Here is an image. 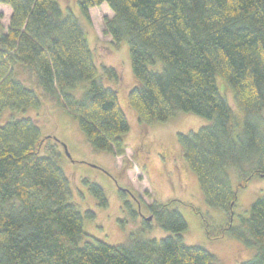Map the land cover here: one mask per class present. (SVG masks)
<instances>
[{"label": "trees", "instance_id": "16d2710c", "mask_svg": "<svg viewBox=\"0 0 264 264\" xmlns=\"http://www.w3.org/2000/svg\"><path fill=\"white\" fill-rule=\"evenodd\" d=\"M102 4L113 13L103 20V34L129 47L136 85L127 100L138 122H166L178 112L209 121L197 132L178 134L206 205L229 217L215 229L205 221L207 236L236 239L256 249L242 264H264V197L238 226L230 224L237 191L253 177L264 178V0L78 1L85 17ZM0 5L11 9L8 31L0 34V264H215L210 252L183 242L187 226L173 202L149 207L169 237L132 235L118 245L84 241L82 216L68 202L60 154L40 156L37 124L15 114L38 108L46 95L78 118L94 150L121 156L130 126L116 90L103 82L117 84L118 75L111 67L98 71L80 22L64 16L58 0H0ZM156 61L161 72L147 68ZM16 68L42 94L17 79ZM217 77L232 89L241 122L219 92ZM83 82L88 87L76 98L71 91ZM89 189L106 207L103 190L96 184Z\"/></svg>", "mask_w": 264, "mask_h": 264}, {"label": "rangeland", "instance_id": "374dc122", "mask_svg": "<svg viewBox=\"0 0 264 264\" xmlns=\"http://www.w3.org/2000/svg\"><path fill=\"white\" fill-rule=\"evenodd\" d=\"M78 1L58 0L63 15L71 14L80 22L98 71L106 66L113 68L118 75L117 84L103 82L116 90L130 126L123 139L125 153L116 156L94 150L80 129L78 118L46 95L42 96L38 108H27L16 113L15 117L31 118L37 124L43 141L40 156H49L51 151L60 154L59 165L68 180V202L82 216L84 241L118 245L132 235L156 241L169 237L171 233L163 230L155 218H147L151 216L149 207L154 203L173 202V208L186 222V230L181 234L186 245L204 248L214 255L215 264L249 261L256 254V249L230 237L210 239L207 236L205 221L210 229H215L225 226L229 217L224 211L206 205L197 177L188 167L178 141V134L197 132L209 121L192 113L178 112L166 122L140 124L127 100L128 92L136 85L128 44L123 41L115 45L110 37L103 34V20L111 18L113 13L102 4L90 8L85 17L79 10ZM10 15L11 9L0 5V34L8 31ZM147 68L161 72L163 66L156 61ZM15 74L37 95L42 94V89L35 85L29 74L19 68ZM216 83L237 121L241 122L243 112L234 103L232 89L220 77ZM88 84H79L71 91L72 95L79 98ZM9 116L7 113L6 121ZM260 130L264 134V111L260 117ZM228 175L231 187L236 189L235 171L230 170ZM93 184L103 190L106 207H101L99 199L90 191ZM260 197H264V178L253 177L245 189L237 191L231 226L236 227L247 218L251 205Z\"/></svg>", "mask_w": 264, "mask_h": 264}, {"label": "water", "instance_id": "95a60500", "mask_svg": "<svg viewBox=\"0 0 264 264\" xmlns=\"http://www.w3.org/2000/svg\"><path fill=\"white\" fill-rule=\"evenodd\" d=\"M151 218H152V217L150 216V217H149V218H147V219H148V220H151Z\"/></svg>", "mask_w": 264, "mask_h": 264}]
</instances>
